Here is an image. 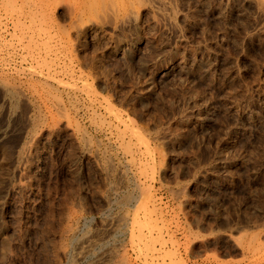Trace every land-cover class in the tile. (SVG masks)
<instances>
[{"label": "rangeland", "instance_id": "1", "mask_svg": "<svg viewBox=\"0 0 264 264\" xmlns=\"http://www.w3.org/2000/svg\"><path fill=\"white\" fill-rule=\"evenodd\" d=\"M132 1L0 23V264H264V0Z\"/></svg>", "mask_w": 264, "mask_h": 264}, {"label": "bare ground", "instance_id": "2", "mask_svg": "<svg viewBox=\"0 0 264 264\" xmlns=\"http://www.w3.org/2000/svg\"><path fill=\"white\" fill-rule=\"evenodd\" d=\"M117 1V2H116ZM138 1V0H137ZM153 1V0H152ZM132 0H0V23H15L18 27L21 23H55V17L52 14L54 9L65 6L75 20L83 21L89 18L93 13L98 12L107 6H115L119 10L126 12ZM161 2V1H160ZM263 2V1H262ZM140 3V1H139ZM129 4V5H128ZM142 4V2H141ZM262 7V6H261ZM109 8V7H108ZM100 9V10H99ZM117 9V10H118ZM111 10V9H110ZM118 10V11H119ZM102 11V10H101ZM107 11V10H106ZM128 11V10H127ZM167 12V11H166ZM120 13V12H119ZM123 14V13H122ZM131 14V13H130ZM70 17V16H69ZM77 21V22H78ZM87 21V20H86ZM74 23V22H73ZM82 23V22H81ZM87 23V22H86ZM34 25V24H32ZM37 25V24H36ZM31 26V25H30ZM15 27V26H14ZM24 27H26L24 25ZM35 27L31 26L33 29ZM39 27V28H40ZM21 29V28H19ZM41 30V29H40ZM36 31V30H35ZM49 36V33L46 34ZM27 40V39H26ZM29 46L36 45V38L29 37ZM28 44V43H27ZM43 44V43H42ZM24 46V45H23ZM26 48H30L27 47ZM32 56V51H31ZM41 56V55H40ZM36 60V59H35ZM17 69V68H16ZM2 82V81H1ZM7 83V82H6ZM5 84V83H4ZM10 84V83H9ZM7 85V84H6ZM9 87V86H8ZM6 89V88H5ZM17 91V90H16ZM12 94V93H11ZM140 138V137H139ZM141 139V138H140ZM144 140V139H143ZM142 141V140H141ZM145 143V141H143ZM143 143V144H144ZM145 145V144H144ZM147 147V146H146ZM153 203V202H152ZM153 205V204H152ZM146 217V216H145ZM70 228V227H69ZM74 232V231H73ZM152 235V234H151ZM257 236V235H256ZM153 237V236H152ZM141 238V237H140ZM143 238V237H142ZM154 240V239H153ZM147 241V240H146ZM145 241V242H146ZM157 241V239H156ZM240 243V242H239ZM259 245V244H258ZM262 245V244H261ZM264 245V243H263ZM250 246V244H249ZM260 246V245H259ZM262 247V246H261ZM155 248V247H154ZM259 248H257L258 250ZM6 250V249H5ZM63 250V249H62ZM248 250V249H247ZM256 250V251H257ZM153 251V250H152ZM124 252V251H123ZM154 252V251H153ZM259 252V251H258ZM161 253V252H160ZM111 254V253H110ZM153 254V253H152ZM125 259V258H123ZM123 263V262H122ZM125 263V260H124ZM128 263V262H127ZM121 264V263H120ZM126 264V263H125ZM130 264V263H129Z\"/></svg>", "mask_w": 264, "mask_h": 264}]
</instances>
